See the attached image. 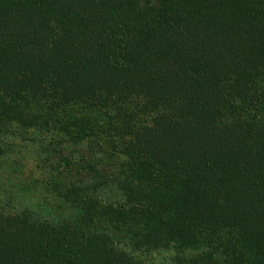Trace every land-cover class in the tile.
Instances as JSON below:
<instances>
[{
	"label": "trees",
	"instance_id": "obj_1",
	"mask_svg": "<svg viewBox=\"0 0 264 264\" xmlns=\"http://www.w3.org/2000/svg\"><path fill=\"white\" fill-rule=\"evenodd\" d=\"M28 136L0 264H264V0H0V156Z\"/></svg>",
	"mask_w": 264,
	"mask_h": 264
},
{
	"label": "rangeland",
	"instance_id": "obj_2",
	"mask_svg": "<svg viewBox=\"0 0 264 264\" xmlns=\"http://www.w3.org/2000/svg\"><path fill=\"white\" fill-rule=\"evenodd\" d=\"M32 138L34 136L26 139L4 138L6 154L0 156V190L20 197L25 205H34L38 193L40 197H46L41 188H38L44 179L45 165L40 160L42 147ZM7 194H4L5 200Z\"/></svg>",
	"mask_w": 264,
	"mask_h": 264
}]
</instances>
